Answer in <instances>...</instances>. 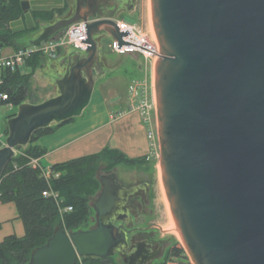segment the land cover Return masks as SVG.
Masks as SVG:
<instances>
[{
	"label": "water",
	"instance_id": "95a60500",
	"mask_svg": "<svg viewBox=\"0 0 264 264\" xmlns=\"http://www.w3.org/2000/svg\"><path fill=\"white\" fill-rule=\"evenodd\" d=\"M103 1L76 0L73 14L33 39L37 46L87 23V52L63 61L58 94L26 100L8 120L0 180L35 131L81 116L91 104L99 75L96 35L123 43L127 34L104 14ZM29 8L23 1L24 11ZM151 10L159 43L161 175L190 264H264V0H151ZM99 180L96 226L57 229L28 264H79L117 254L126 264H151L164 252L165 242L130 238L118 224L132 218V204L143 206L148 184L128 186L114 171L100 172Z\"/></svg>",
	"mask_w": 264,
	"mask_h": 264
},
{
	"label": "trees",
	"instance_id": "16d2710c",
	"mask_svg": "<svg viewBox=\"0 0 264 264\" xmlns=\"http://www.w3.org/2000/svg\"><path fill=\"white\" fill-rule=\"evenodd\" d=\"M23 1H29L31 6L33 1L40 0H1L0 2V55L5 47H12L16 51L36 47L32 43L33 40L27 45H20L17 39L38 30V27L13 26L18 20L25 18L31 10L35 19L48 25L62 18L65 13H69L70 16L76 8V6L71 8L70 0H52L62 5L51 8L30 7L26 12L23 9ZM45 57L42 51H33L25 62L32 70L28 73L21 71V67L16 70L3 68L0 81V105L10 104L18 110V106L26 100L35 102L31 99V80L37 68L45 63ZM126 73L128 72L124 74ZM142 76L137 72L131 73V82L141 80ZM4 94L7 98H3ZM16 112L8 116V120ZM78 117L56 122L35 131L30 143L18 147L16 156L5 169L0 180V204L10 202L16 204L19 217L25 226V234L22 236L11 234L0 242V264H28L34 250L44 245L59 228L68 231L89 228V218L93 212L91 198L102 186L98 172L102 160L110 161V167H113L119 164H143L149 159L147 155L129 157L118 148L106 146L99 152L53 164L50 169L51 175L47 176L46 169L40 161V165L31 164L33 158L40 159L46 153V148L37 143L38 139L55 132ZM8 120L5 128L7 136ZM46 191L49 192L48 195L44 194ZM69 207L72 209L69 210ZM176 258L182 263L190 264V258L181 242H176L168 249L161 264H167ZM81 264L118 263L114 257H109L84 259Z\"/></svg>",
	"mask_w": 264,
	"mask_h": 264
},
{
	"label": "rangeland",
	"instance_id": "374dc122",
	"mask_svg": "<svg viewBox=\"0 0 264 264\" xmlns=\"http://www.w3.org/2000/svg\"><path fill=\"white\" fill-rule=\"evenodd\" d=\"M70 1H71V6H72L71 8L75 7L76 0H70ZM56 5L61 6L62 3H57L52 0H40V1H33L30 7L32 8H51ZM68 14L69 13H65L63 17H67ZM115 18L120 19L121 17H115ZM123 19L127 20L128 22H138L143 28L149 30L156 37L153 19H152L151 0H141V14L138 17L139 20L135 18H131L129 16L123 17ZM32 25H34L35 27H38V30L28 33L26 35H23L21 38L17 39V42L20 45H27L32 40L33 37H37L44 29L45 23L42 22L41 20L35 19L33 12L31 10L30 12L26 14L25 18H22L13 24V26L15 27H25V26H32ZM96 36L99 38V60L98 62L101 64L104 70V73H101V74L103 76V74L106 73L108 74L107 76H110V77L117 75L116 78H118V80H116L115 84L114 82H112V80L114 79H111V81L109 80L108 84H105L106 86L104 87L103 90H100L101 89L100 86L104 82H98L97 83L98 88L93 94L91 104L84 110L81 117H87L93 113L101 112V111H103L101 112V114H104L105 109L108 111V113L111 112L112 114H115L116 116L120 114L122 115L120 117H123L125 112L130 113V104L132 100L129 94L128 87H129V82L132 80V78H130L131 73L133 74L134 72H137L142 75L146 74L145 78H147L149 80L148 82L150 83V80H152V75H151L152 68H150V63L142 57L134 59L132 55H120L117 53H113L110 49V43L112 42V37L108 35L107 33H102ZM10 48L11 47H8V48L5 47L6 51L10 50ZM69 49L71 51L72 50L75 51V49H73L72 46H69ZM59 61H61V59H58L57 62ZM49 63L50 65L47 64L48 65L47 69H44L43 71L42 70L40 71L39 69L38 71L40 72H38V76L34 77L31 80V99L34 100L35 102H41L47 98H50L52 94H56L59 91L56 84L49 85L50 83L49 81L52 80L51 77H54V74L51 68L52 64L51 62ZM147 68L149 69L150 73H146V71L143 70ZM55 69L57 70L58 67L56 66ZM141 69L143 71H141ZM2 70L3 68L0 67V79L2 76ZM21 71L28 73V72H31L32 70L28 65L23 64V66H21ZM125 72H128V73L124 74ZM103 91L105 95L101 94L103 93ZM109 91L111 93H109ZM154 91H155V76H154ZM0 111H3V112L7 111V113H5L4 115L5 117L3 118L4 120L3 123H5V120H7L6 116H8V114H11L17 110L16 108H12L10 104H2L0 105ZM159 157H160V152H159V155L157 156L154 155V156L149 157L147 162L143 164H138V165L119 164L116 167V168H119L120 171L121 169L124 170L125 168H127V169L134 170L135 173L136 172L139 174L147 173L152 178L153 197H154L153 206L155 207V215L149 221L156 223V226H157L156 232H157L158 238L165 240L167 244L165 246L164 253L160 255L151 264H161L166 257L168 249L176 242L182 243L180 235L177 234L176 230H174L171 227V217H173V215H172L169 205L164 199L165 189L163 190L164 185L162 181ZM110 164H111L110 161L102 160L99 163L98 172L105 171L107 168L110 167ZM100 190L97 192L95 196L91 198V205L93 207V212L89 218V224H88L89 228H92L96 226L97 224V217H96V212H95L93 204ZM1 205L2 204H0V206ZM12 207H14L12 208L14 209V212L12 213L13 215H11L12 216L11 218L13 219L10 222L11 224H6V225H8L7 227H10V226L13 227V230H15V232L16 231L19 232L21 230L20 227H23L21 232L24 234L25 228L23 226L22 220L19 218H14L16 216L15 214H17V208L16 206H12ZM5 228L6 226H4L3 228L4 231H5ZM17 235H20V234H17ZM113 257L118 264H126L124 262V257L121 254H117ZM170 263L186 264V263H182L177 258L175 260L167 262V264H170Z\"/></svg>",
	"mask_w": 264,
	"mask_h": 264
},
{
	"label": "crops",
	"instance_id": "0c3cea01",
	"mask_svg": "<svg viewBox=\"0 0 264 264\" xmlns=\"http://www.w3.org/2000/svg\"><path fill=\"white\" fill-rule=\"evenodd\" d=\"M35 38L36 37H33L32 40ZM15 51L16 50H14L12 47L8 51H6V49L3 48L1 50V55L9 56L13 54ZM73 52H74L73 50L71 51L69 47H67L61 50V54L57 58H51L48 55H46L45 63L42 64L39 68H37L32 79L38 76V72L47 69L48 65H50L49 62H51L52 64L51 68L54 77H51L53 81L52 80L49 81L50 82L49 85L51 84L57 85L56 81L59 78L60 74L66 71V64H63V61L67 59L70 56V54H72ZM132 56L134 57V59L141 58L137 54H132ZM58 59H61V61L57 62ZM56 66L58 67L57 70L55 69ZM39 69L40 71H38ZM143 70L146 71V73H150L148 68ZM143 70L141 69V71ZM101 73H104V70ZM101 73L99 74L97 79V83L104 82L101 84L100 90L104 89V87L106 86L105 84H108L109 80L111 81V79H114L112 80L114 84L116 80H118V78H116L117 75L110 77L107 76L108 74L106 73L103 74L102 76ZM145 75L142 76L143 77L142 79L145 78ZM97 83H96L95 91L98 88ZM130 84H132L131 81L129 82V87L131 86ZM110 91L109 93H111ZM57 94L58 92L56 94H52L51 97ZM101 94L105 95L104 91ZM11 107L16 108L15 106L12 105ZM101 112L93 113L87 117H81L82 116L81 115L73 122L61 126L55 132L44 135L38 139L37 143L43 146L44 148H46V153L39 159V161L41 165L46 169V173L48 174V176L51 175L50 169L53 164L67 161L83 155L99 152L106 146L112 148H118L122 150L125 154H127L129 157H133V158L142 157L146 155L149 157L154 156L150 147V141L147 137V126L139 112L130 110V113L125 112L123 117H120L122 116L120 114L116 116L111 112L108 113L106 109L104 111V114H101ZM5 113H7V111L4 112L0 111V147H2L5 144V140L7 137L5 133V128H6L8 116L13 114V113L8 114V116H6L7 120H5V123H3L4 122L3 118L5 117L4 116ZM12 206H16V204L14 202H10V203H4L0 206V242L6 236L11 234H16V233L20 234L18 236H22L25 234V232L24 234L21 232L23 227H20L21 230L19 232L17 231L15 232V230H13V227L11 226L7 227L8 225H6V224H11L10 222L13 219L11 218L12 217L11 215H13L12 213L14 212V209H12L14 207ZM15 215L16 216L14 218L21 219L18 214V209H17V214ZM4 226H6L5 231L3 230Z\"/></svg>",
	"mask_w": 264,
	"mask_h": 264
},
{
	"label": "built area",
	"instance_id": "2783aa9c",
	"mask_svg": "<svg viewBox=\"0 0 264 264\" xmlns=\"http://www.w3.org/2000/svg\"><path fill=\"white\" fill-rule=\"evenodd\" d=\"M116 20L119 29L127 34L123 37V43L112 37V42L110 43L111 51L120 55L137 54L147 60L150 63V68H152V80H150V83L147 78L133 81L129 88V94L132 100L130 110L137 111L142 116L147 126V137L150 141L151 150L157 156L160 148L157 133V102L154 91L153 71L159 53V43L155 35L143 28L138 22H128L125 19ZM87 38V23L86 21H80L69 26L55 40L50 39L32 49H19L9 56L0 55V67L16 70V68L25 64L26 59L33 51L37 50L42 51L51 58H57L60 55L59 51L69 46H72L77 52L86 53L89 45L86 42ZM3 98H7V95L4 94ZM31 164L34 166L40 165L39 159L33 158ZM46 175L48 176L47 173ZM44 194L48 195L49 192L46 191ZM68 209L71 210L72 207Z\"/></svg>",
	"mask_w": 264,
	"mask_h": 264
},
{
	"label": "flooded vegetation",
	"instance_id": "af4514ba",
	"mask_svg": "<svg viewBox=\"0 0 264 264\" xmlns=\"http://www.w3.org/2000/svg\"><path fill=\"white\" fill-rule=\"evenodd\" d=\"M102 10L106 16L112 17H123L129 16L137 20L141 14V0H104ZM102 34V33H101ZM100 35V34H99ZM96 68L99 74L103 71V67L99 62L96 64ZM117 166L109 167L105 171H102L103 174H110L111 172H116L118 175V180L128 186L148 184L149 191L145 201H142L143 206L138 207L137 203L132 204L131 207V216L132 218L127 221H120L118 224L122 225L126 230L129 231V237L136 236L137 240H147L153 245L157 242H167L163 239L158 238L157 236V226L155 222H150L155 215L154 197H153V183L152 178L149 174H139L135 173L134 170L123 168L124 170L116 168ZM142 191V190H141ZM141 198V197H140ZM135 211V212H134ZM134 212V213H133ZM164 253V252H163ZM162 253V254H163ZM160 254V255H162ZM159 255V256H160ZM158 256V257H159ZM157 257V258H158ZM156 258V259H157ZM155 259V260H156Z\"/></svg>",
	"mask_w": 264,
	"mask_h": 264
},
{
	"label": "bare ground",
	"instance_id": "6f19581e",
	"mask_svg": "<svg viewBox=\"0 0 264 264\" xmlns=\"http://www.w3.org/2000/svg\"><path fill=\"white\" fill-rule=\"evenodd\" d=\"M165 188H163V190H164ZM164 199H165V201L167 202V204L169 205V201H168V199H167V195H166V192L164 191ZM169 207H170V205H169ZM171 213V212H170ZM171 227L174 229V230H176V232H177V234H179V231H178V229H177V226H176V224H175V221H174V218L173 217H171ZM180 235V234H179Z\"/></svg>",
	"mask_w": 264,
	"mask_h": 264
}]
</instances>
